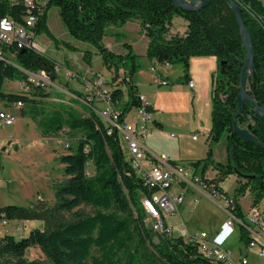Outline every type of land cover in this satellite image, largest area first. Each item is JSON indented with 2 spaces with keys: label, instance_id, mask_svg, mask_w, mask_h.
I'll use <instances>...</instances> for the list:
<instances>
[{
  "label": "trees",
  "instance_id": "16d2710c",
  "mask_svg": "<svg viewBox=\"0 0 264 264\" xmlns=\"http://www.w3.org/2000/svg\"><path fill=\"white\" fill-rule=\"evenodd\" d=\"M240 7L244 24L250 34L254 55V72L247 82L249 95L264 109V4L262 0H234ZM58 8L59 16L69 34L75 38L97 43L106 66L114 64L123 70L122 80L128 84L130 99L123 106L120 88L110 89L112 103L120 110L122 118L136 105V90L131 77L137 69L135 54L130 45L123 43L126 52L115 53L101 44L108 25H122L136 19L148 37L146 56L158 62L181 63L185 77L193 56H215L218 70L212 76V117L209 131L210 145L222 136L226 138V159L214 163L219 179L235 174L245 181L232 196L237 217H243L237 194L246 190L257 206L264 199V118L256 117L257 142L242 139L233 133V120L245 127L253 123L252 105L245 103L239 112L236 96L239 92V74L246 50L236 18L228 2L211 0L197 11L183 10L171 0H47L49 6ZM22 11V7L19 8ZM45 11L39 16L37 34L45 28ZM10 13L1 6L0 14ZM186 22L184 33H169L173 17ZM115 39H121L117 35ZM15 64L0 62V101L9 104L21 100L29 104L32 120L43 136L81 130L75 150L60 156L65 179L57 185L55 202L48 207L8 204L0 207V218L7 220L37 219L42 228H34L26 236L15 238L6 232L0 235V264H218L206 259L198 246L183 236L174 237L153 230L145 222L139 200L142 181L130 166V157L124 153V142L116 131L108 133V125L89 106L57 104L47 110L40 104L51 92L35 85L39 91L18 94L3 90L7 79L26 75L29 71H51L56 74V63L32 49H18ZM89 61V59H88ZM224 62L221 66L219 62ZM119 72L114 74L116 79ZM148 111H152L150 105ZM237 113L236 117L235 114ZM69 150L70 146L66 144ZM211 155V147L209 148ZM210 158V157H208ZM207 158V159H208ZM190 162L205 178L208 160ZM88 165L91 171L87 172ZM214 188L225 193L218 184ZM147 192V191H146ZM90 206L93 213L79 208ZM65 212L70 218L65 217ZM240 239L250 240L240 227ZM37 247L44 258L27 259L25 252ZM96 249L98 254H92Z\"/></svg>",
  "mask_w": 264,
  "mask_h": 264
},
{
  "label": "rangeland",
  "instance_id": "374dc122",
  "mask_svg": "<svg viewBox=\"0 0 264 264\" xmlns=\"http://www.w3.org/2000/svg\"><path fill=\"white\" fill-rule=\"evenodd\" d=\"M44 22L45 28L35 36V43L39 49L43 50L40 53L55 62L56 67H58L55 77L52 79L56 87L49 91L51 96L69 99L65 97V91L73 92L79 97V100L74 101V105L81 107L86 105L83 101H87V96L93 100V89L91 85H88V82H97L101 79L103 82L101 84L102 89L120 88L122 90L123 95L119 106H123L130 99L128 84L122 80L121 70L117 69L114 64L109 67L103 63L97 43L71 36L62 22L56 6L51 5L46 8ZM184 26V19L180 16H175L172 19L169 32L182 31ZM117 35L135 46L132 49L135 54L134 62L137 64L135 72L144 69L146 74L151 66L157 69L161 68L156 59L148 58L146 53L145 55L140 54L144 51L146 36L133 20L127 21L122 25H108L105 28V34L101 37V44L104 46L108 45ZM171 66L170 70L172 71L181 70L174 75L165 76L166 81L162 80V85L184 84L189 76L193 77V74H191V60L186 77L181 63H171ZM48 72L52 73L51 71ZM116 72H119V76L115 79L114 74ZM66 73L70 75L77 74V77L68 79ZM79 76H85L86 80L84 81ZM20 80V75L15 76L14 79L5 80L3 90L18 94L29 92L31 95L39 91L34 84L21 82ZM199 84L201 85V90L196 98L186 88H183L182 92H176V89H173L171 90L172 93L169 94L170 100L168 98L166 105L162 104L164 106V108H161L162 111L158 113L150 111L151 116L147 122V134L151 133L152 130L150 128L154 122L153 117L157 114L162 116L161 118L165 122L162 130L169 136L166 138L162 137L163 141L158 144L160 152H153L147 149L156 155L163 154L167 156V152L170 150L175 152V148L179 146L184 157L195 158L186 162L179 161L182 164L198 159L206 160L210 157L207 159L208 164L204 172L205 175H209L211 178L209 180H212L211 183L218 184L225 194L232 197L245 179L232 174L221 180L213 169L214 163L226 159V138L222 136L211 145L209 138L206 141L207 133H209L212 123L211 76H209V79L202 78ZM168 85L166 87L161 85L157 87L168 89L170 88ZM96 90L100 91V86H97ZM40 104L47 110H51L61 103L42 100ZM89 104L96 106L100 110L105 107L103 103L98 101H93ZM29 106V104H25L21 108L11 107L9 110L14 114L15 121L10 126L0 127V207L8 204L28 207L41 204V202L48 207L52 206L55 202L56 187L65 179L64 166L60 156L67 151L75 150L78 139L82 135L81 130H69L66 134L59 133L43 136L29 112L25 114L22 112L23 110H28ZM137 119H139V114L134 108L125 115L127 122H134ZM193 135L197 136L198 139L193 140ZM66 144L70 146L69 150L66 148ZM146 147L148 146L146 145ZM210 147L211 155H209ZM124 153L129 156L126 146L124 147ZM194 169L196 170L197 168H189L190 171ZM201 170L202 164L197 169L200 175ZM90 171L91 166L88 165L87 172ZM168 191L170 193L176 191L184 193V200L177 205V211L164 217L167 226L169 228L172 227V236L174 237L184 236L186 233L193 235L201 231H205L211 236L215 234L220 223L228 219L227 213L222 208L224 200L215 197V195L210 196L208 190L204 189L205 193L203 194L192 189H182L178 184H173ZM237 196L246 221L248 222L251 216H257L258 210L252 204V195L249 190L237 194ZM263 205L260 203L259 209ZM79 208L88 213L94 212V209L90 206L81 205ZM65 217L70 218V214L65 212ZM145 222L150 226L151 222L147 216H145ZM182 223H184L185 229L180 228ZM17 227H19V230ZM42 227V220L12 219L9 220L4 230L18 238L21 235L26 236L34 228ZM239 236V231L236 229L234 235L226 243V246L230 249L231 256L236 259L239 254L246 252L249 264H264V258H259L255 249L247 250L246 244ZM92 254L97 255L98 251L93 249ZM25 257L27 259L44 258L37 247L28 248L25 252Z\"/></svg>",
  "mask_w": 264,
  "mask_h": 264
},
{
  "label": "built area",
  "instance_id": "2783aa9c",
  "mask_svg": "<svg viewBox=\"0 0 264 264\" xmlns=\"http://www.w3.org/2000/svg\"><path fill=\"white\" fill-rule=\"evenodd\" d=\"M47 0H0L1 6H8L10 13L0 14V62L15 64L14 54L16 50L32 49L36 52H43L35 43L36 25L39 16L45 11ZM22 7V11L19 8ZM41 54V53H40ZM164 67H170L169 61L161 62ZM58 67H56L57 69ZM26 75L29 84L38 85L46 91H51L56 87L54 81L50 78V73L45 70L29 71L21 69ZM124 71H120L122 76ZM68 79L77 77V74L66 73ZM81 77V76H79ZM84 81L85 76L81 77ZM89 81V80H88ZM162 81V80H161ZM102 80L97 82H88L91 85L92 97L87 96L83 101L86 106L92 108L100 118L108 125V133L116 131L119 133L125 146L128 149L130 157V166L136 173L137 177L142 181L143 188L139 191V200L142 205L144 215L150 220L153 230L172 235V227H168L164 217L168 214H174L177 211V205L184 200V193L176 191L170 193L168 190L173 184H178L182 189H192L200 193H204V189L209 191V195L222 198L224 200L222 208L228 215V219L224 221L220 229L213 235H208L205 231L195 233L193 235L186 233L183 237L194 242L202 255L210 261L218 264H249L247 253L239 254L238 258H233L230 249L226 243L236 231H240V227L247 232L250 240L246 244L247 250L255 249L259 258H264V205L259 209L260 201L255 208L258 210L257 216H251L247 222L244 217H237L235 204L232 197L220 192L214 188L213 183L207 184L198 174L197 169L191 163H178L172 161L166 155H156L148 151L144 144V138L147 134V122L150 120V111L147 110L149 105L143 94H136L137 104L134 109L139 114V119L134 122H127L125 115L120 117V110L112 103L110 89L101 88ZM165 83V82H164ZM188 85L193 86V82L189 81ZM100 86V91L96 87ZM97 91V92H96ZM65 97L62 99L49 95L47 101L72 104V100H79L73 92L65 91ZM98 101L104 104L103 109H98L89 103ZM73 105V104H72ZM24 102L21 100L11 101L8 105L0 101V127L10 126L15 121V116L10 112L11 107L21 108ZM193 139L197 136L193 135ZM207 180L210 178L206 177ZM147 191V192H146ZM9 220L0 218V235L7 231L4 228L8 225ZM185 229L184 223L180 226ZM19 230V227H17Z\"/></svg>",
  "mask_w": 264,
  "mask_h": 264
},
{
  "label": "crops",
  "instance_id": "0c3cea01",
  "mask_svg": "<svg viewBox=\"0 0 264 264\" xmlns=\"http://www.w3.org/2000/svg\"><path fill=\"white\" fill-rule=\"evenodd\" d=\"M262 2H263V0H262ZM263 4H264V2H263ZM133 21L137 24L138 28L140 29V25H139L138 20L133 19ZM184 25L185 26H184V29L182 31L177 30L174 33H179V34L184 33V31L186 29V22L185 21H184ZM110 26H113V25H110ZM140 31L142 32L141 29H140ZM169 33H171V32H169ZM145 36H143V37H145ZM145 39H146V42H145L144 51L142 53H140V54H144V55L146 53L147 44L149 42V39L147 36ZM125 42L130 45L131 50L134 49L135 46L133 45V43H131V42L128 43L123 38H121V39H115L114 38L112 40V42H110V43H108V45H106V47L115 53L123 54L126 52L125 48H123V43H125ZM157 63L161 66V68L157 69L156 67L151 66L149 68V72L147 71L146 74L144 73L145 72L144 69H141V70H138L137 72L133 73L134 76L132 75V77H131V82L134 85V89L136 90L137 93H141L145 96V99L147 100L148 104L152 108L153 112L156 111V113H158V112L162 111L161 108L162 107L164 108V106H162V104L166 105V102L169 98V94L172 93L171 90H173V89H176V92H182L183 88H186L189 90L190 94L192 96H195V98H196L197 94H200V90H201V85L199 84V81L202 78L209 79V76H211V97H212V76L218 70V62H217V59L215 56L210 55V56L192 57L191 58V63H192L191 74H193V77L189 76L188 80L184 84H174L173 86H169L170 84L169 85L168 84L162 85L161 80H165V78H164L165 76L176 74L181 69H179L177 71L176 70L172 71V70H170L172 66L164 67L160 62H157ZM196 66H198V67L195 68ZM189 81L193 82L192 87H190L188 85ZM160 85L163 87H166L168 85V87H170V88H168V89L158 88L157 86H160ZM194 88H195V93H194ZM170 98H169V100H170ZM161 117L162 116H158L157 114L153 117L154 122L150 128L152 131H151V133L149 132L147 134V136L144 138V141H143L145 146L146 145L148 146L146 148H148L149 150H151L153 152H155V151L160 152V147L158 146V144L163 141L162 137L166 138L169 136L167 133H165L162 130L165 126V122ZM208 138H209V133H207L206 141H208ZM197 139H198V137L193 139V140H197ZM203 147H204V145H203ZM153 152H151V153H153ZM169 152H167V154H168L167 156L169 157V159L172 161L178 162V163H179V161L186 162V161L195 159L193 157H184V155H182V152H181L179 146H177V148H175V152H173V150H170ZM205 176L210 178L209 175H205ZM223 222L224 221H222L220 223L217 231L220 229V226Z\"/></svg>",
  "mask_w": 264,
  "mask_h": 264
},
{
  "label": "water",
  "instance_id": "95a60500",
  "mask_svg": "<svg viewBox=\"0 0 264 264\" xmlns=\"http://www.w3.org/2000/svg\"><path fill=\"white\" fill-rule=\"evenodd\" d=\"M173 4L177 7L188 10V11H197L205 6H207L211 0H171ZM228 2L231 11L233 12L236 21L238 23L240 33L242 35V43L246 50L245 59L243 65L240 69L239 74V92L236 96V105L239 112L247 113L248 111L243 110V106L245 103H250L252 105V114H253V123H249L245 127H240L236 123V119L233 120V133L240 136L242 139L250 141V142H257V138L255 136L256 133V117L261 116L264 118V109L258 105L256 100L252 98L248 91H247V82L248 79L252 76L254 72V55L252 50V41L250 34L244 24L242 11L239 5L234 0H224ZM224 62L220 61V66ZM55 74L50 73V78L54 79ZM237 113L235 114L236 117Z\"/></svg>",
  "mask_w": 264,
  "mask_h": 264
},
{
  "label": "bare ground",
  "instance_id": "6f19581e",
  "mask_svg": "<svg viewBox=\"0 0 264 264\" xmlns=\"http://www.w3.org/2000/svg\"><path fill=\"white\" fill-rule=\"evenodd\" d=\"M15 226V225H14Z\"/></svg>",
  "mask_w": 264,
  "mask_h": 264
}]
</instances>
